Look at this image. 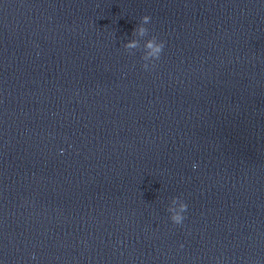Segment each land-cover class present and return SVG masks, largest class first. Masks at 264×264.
Returning <instances> with one entry per match:
<instances>
[{
  "label": "clouds",
  "instance_id": "9594fccd",
  "mask_svg": "<svg viewBox=\"0 0 264 264\" xmlns=\"http://www.w3.org/2000/svg\"><path fill=\"white\" fill-rule=\"evenodd\" d=\"M151 23V17L149 15H143L140 17L139 23L136 25L132 32L133 39L129 40L123 45L124 49L129 54H134L135 50L141 48V40H143V54L141 60L143 61L141 67L145 71L152 70L156 62L160 60L162 52L165 47V42L158 40V38L153 35L148 39H144L149 36V28L146 25ZM197 165H193L195 169ZM188 205L181 197H173L167 208V212L170 214L169 218L172 223L176 225H181L186 219L185 213L187 212ZM183 247V245H181Z\"/></svg>",
  "mask_w": 264,
  "mask_h": 264
}]
</instances>
